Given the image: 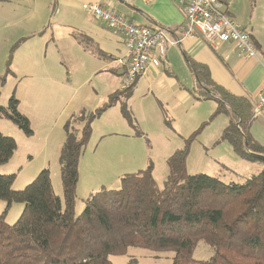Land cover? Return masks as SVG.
I'll return each instance as SVG.
<instances>
[{
  "label": "trees",
  "instance_id": "obj_1",
  "mask_svg": "<svg viewBox=\"0 0 264 264\" xmlns=\"http://www.w3.org/2000/svg\"><path fill=\"white\" fill-rule=\"evenodd\" d=\"M190 67L203 91L192 90L194 98L213 99L218 106L168 158L163 187L156 184L149 165L123 175L118 188L91 193L83 211L75 214L78 164L91 138L92 122L121 97L131 95L132 86H124L90 113L78 133L70 130L69 121L65 124L62 198L52 186L48 168L19 190L13 188L15 174H0V199L7 202L0 214V264H113L110 256L126 254L131 247L173 252V264H264V145L250 133L256 118L252 101L216 84L206 65L190 61ZM18 102L12 97L8 106L0 105V116L32 133ZM221 113L229 117L221 140L229 141L239 158L263 163V169L243 183L187 171L192 143ZM122 115L134 123L125 104ZM16 149V140L0 131V164ZM15 202L24 208L19 219L9 223L5 215ZM202 241L213 251L207 259L194 257ZM127 264L141 263L131 258Z\"/></svg>",
  "mask_w": 264,
  "mask_h": 264
},
{
  "label": "rangeland",
  "instance_id": "obj_2",
  "mask_svg": "<svg viewBox=\"0 0 264 264\" xmlns=\"http://www.w3.org/2000/svg\"><path fill=\"white\" fill-rule=\"evenodd\" d=\"M231 1L244 18L242 24L250 32L256 27V30L264 34V0ZM9 2L0 0V105L6 107L12 97L16 98L19 101L17 108L28 117L32 133L25 132L7 116H0V131L17 142V149L12 158L0 164V174H15L13 188L19 190L32 182L43 169L48 168L52 186L62 198L60 155L66 141V117L75 111L76 114L68 120L70 130L74 133L81 131L90 113L83 107H78L77 102L87 88L82 86L80 71H77L73 79L66 78L74 72L66 65V35L63 38L61 34L50 31V28H43L38 34L31 35L29 32L33 24H10L12 14L22 8ZM16 28L19 30L16 31ZM62 29L66 31V27ZM75 66L76 64L73 65L74 69ZM87 85L89 97L85 107L91 110L92 104L99 106L98 95L93 89L98 86V78H93ZM201 89L198 87L199 94H203ZM145 90L141 84L134 88L133 95L127 99L121 97L117 102L120 111L117 115L130 127L127 133L129 135H119L124 129H120L119 134L101 135L99 126L93 128L78 164L76 215L83 211L84 201L91 193L101 188H118L123 175L145 169L149 165L153 167L156 184L160 188L163 187L169 175L166 154L181 141L177 135V125H181L184 118L176 110L171 109V113L165 110L169 108L163 102L166 96L161 95L157 89H154L153 95L147 97ZM207 100H202L198 108L190 110L192 116H196L194 121H197V113L200 117L205 114L203 119L208 118L207 106L213 100ZM122 104L127 106L134 123L128 122L122 115ZM223 117L216 118L210 127V122L204 126V134L201 133L192 143L187 159V171L189 174H209L225 183H243L247 178L258 174L263 169V163L239 158L229 141H208L211 135L221 134L223 127L219 118L224 119ZM111 118L113 119V116ZM203 119L200 118L196 130L204 122ZM262 119L261 115L257 117L256 127L263 124ZM120 145L124 149H133L135 155L121 152L118 147ZM122 155L125 158L121 157ZM6 208L7 202L0 199V214ZM23 208V203H13L5 215L6 221L15 223ZM212 254V249L202 241L195 249L194 257L207 259ZM173 256V252L131 247L126 254L112 255L110 259L113 264H127L131 258L137 259L141 264H173Z\"/></svg>",
  "mask_w": 264,
  "mask_h": 264
},
{
  "label": "crops",
  "instance_id": "obj_3",
  "mask_svg": "<svg viewBox=\"0 0 264 264\" xmlns=\"http://www.w3.org/2000/svg\"><path fill=\"white\" fill-rule=\"evenodd\" d=\"M8 1L13 6L22 8L12 14L10 24L24 22L33 24L34 26L30 28L31 32H29L31 35L38 34V31L43 28H50V31L61 34L63 38L66 35V65L74 70L66 78L73 79L76 77L77 71L82 73L78 77L82 79V86L87 89L81 95L77 105L89 113L103 105L111 93L121 90L124 86L127 87L125 84L127 66L118 62V59L126 57L127 51L124 36L109 28L105 22L84 9L85 3H98L114 8L138 24L164 27L168 30V37L171 39L182 38V26L185 22L184 9L172 0H156L153 3H146L143 0H16L20 1L19 3L14 0ZM221 2L226 13L243 25L241 21L244 18L240 11L234 7L232 1L221 0ZM3 3L6 2L3 1ZM243 26L245 27V25ZM62 27H66V31ZM245 29L255 43L256 57H247L230 42H225L219 49L214 50L201 37H185L178 44L169 46L167 55L159 67H151L146 73L138 76L133 83L131 95L135 93L134 88L141 84L146 88V97L153 95L154 89H157L161 95L166 96L165 100L162 98L169 107L168 110H165L167 112H170L171 109L176 110L184 118L183 123L177 125L179 130L177 135L181 141L167 152L168 158L176 150L182 148L185 138L196 131L200 124V118L203 119L202 116L205 115L202 114L200 117L197 113V121H194L196 116H192L190 113V110L198 108L199 103L202 102V100L194 98L191 93L192 90H198V82L190 67V61L206 65L216 84L236 96L247 97L252 102L260 89L264 87V34L256 30V27L251 32L246 27ZM18 30L19 28H16V31ZM74 64H76L75 69L73 68ZM96 77L98 86L93 89L98 95L99 106L92 104L91 110H89L85 107L86 99L89 97L87 84ZM60 91L63 93L61 89ZM208 100L211 102L213 99ZM117 102L100 117L94 119L92 131L93 128L99 126L102 131L101 135L105 133L119 134L120 129L125 131L119 135H129L127 133L130 127L123 123L117 115L120 114ZM213 102L207 106L208 118L218 106L215 100ZM75 114V111L69 113L66 123ZM220 116H224V119L219 118L223 129L221 134H213L208 138L211 143L221 140L222 132L229 123V117L221 113L208 126H212L214 120ZM207 119L205 118L203 121ZM256 120L257 118L250 125V133L254 139L264 145V117L263 124L257 125L258 127L255 125ZM104 122L105 125H103ZM141 133L143 134L142 131ZM203 134L202 132L201 135ZM60 142L61 138L57 142L58 146ZM118 147L125 154L135 155L133 149H124L122 145Z\"/></svg>",
  "mask_w": 264,
  "mask_h": 264
},
{
  "label": "built area",
  "instance_id": "obj_4",
  "mask_svg": "<svg viewBox=\"0 0 264 264\" xmlns=\"http://www.w3.org/2000/svg\"><path fill=\"white\" fill-rule=\"evenodd\" d=\"M153 3L156 0H143ZM184 9L185 22L182 38L201 37L214 50L225 43L234 44L247 57H256L257 49L245 27L229 16L221 0H172ZM84 9L121 33L127 49L126 57L118 59L127 66L126 86H131L138 76L151 67H159L167 55L170 45L181 39L168 37V30L159 25L138 24L114 8L98 3H85ZM254 116L264 117V87L252 102Z\"/></svg>",
  "mask_w": 264,
  "mask_h": 264
}]
</instances>
